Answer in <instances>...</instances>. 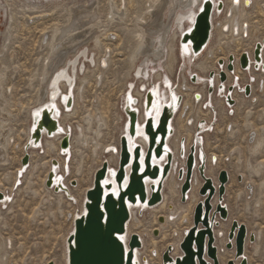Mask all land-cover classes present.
<instances>
[{"label":"rangeland","instance_id":"374dc122","mask_svg":"<svg viewBox=\"0 0 264 264\" xmlns=\"http://www.w3.org/2000/svg\"><path fill=\"white\" fill-rule=\"evenodd\" d=\"M53 1L57 4H69L72 0ZM78 1L83 5L82 3L85 0ZM221 1H223L225 7L224 11L214 17V24L219 25V27L213 33L209 50L206 53H204V50L192 62L188 58H185V63L181 59H177L174 65L170 64L168 60L165 61L168 75L174 83L172 87L174 89L178 87L181 101L183 99L186 103L189 102L193 108V111L190 112L194 116L193 125L187 128L183 122L175 121L174 128H177V136L180 135L179 139L184 140V143L190 146L191 142L193 144V135L197 125L201 121L205 122V130L199 134V137L202 141L203 153L205 157H209L206 175L208 176V169L211 168V172L215 173V176L221 170L227 171L230 176L223 197V205H226L227 209V219L225 221L219 220V223L224 222L223 231H225V236L226 233L228 234L233 221L246 226L249 236L254 237V241L250 242L248 240L245 247L247 264H264V74L255 73L257 71L253 69L246 74H239L237 66L238 76L235 72L231 75L230 83L226 82L225 84V90L226 87L232 86L233 91L241 95L238 89H243L246 85H249L252 86V92L249 97H244L243 94L242 96L235 94L238 103L236 102V105L234 103V106L230 108L224 103L226 91H224L225 93L219 92L216 86L218 83L215 84L216 87L214 86L210 96L207 93L208 85L205 83L206 89L203 86V82L207 80L208 75L213 71V73L217 72L218 68L216 61L213 60L214 56H218L217 60H222L224 55H227L230 51L233 57H238L244 51L250 53L253 46L264 39V0H253V4L249 9L245 8L246 12L243 14V20L245 21L244 24L248 26V35L246 38L241 37L242 41L238 42L237 46V43L232 42L228 36L224 37L222 35L223 28H220V23L225 19L228 20L226 13L229 11V4L233 0L229 2H226V0ZM99 3H101V10H105L106 0H99ZM134 7L137 6H133L130 11H134ZM52 8L44 7V9L38 11L37 14L43 15L44 19L39 20L35 27H27L24 23L26 14L22 12L23 9L19 8L17 10L14 7L15 16H13V23L11 24L9 41H7L6 48L0 55V76L3 78L0 77V95L4 97L0 119H7L3 124V131L1 129L2 133L0 135V194L6 193V195H9L12 192L6 205L0 206V263L3 264H49V260H52L51 263L53 264H62L63 241L70 229L71 221L69 220H71L73 214L79 212L81 194L89 188L93 172L101 165L100 163L103 160L101 148L111 144L117 145L121 126L119 116L123 114V100L125 99L123 93L126 86L133 84L134 89L140 86L136 79L130 77L131 70H129L127 64V50L132 43L128 31L126 28L114 29L109 26L108 22L103 20L111 33L117 31L118 38H120L117 39L113 36L112 39L107 41L101 40L95 59L98 60L101 57L103 48L111 47L113 53L111 64L97 84L94 85L96 71L92 72V66L91 69H89L90 66L85 67L88 65L85 59L79 60V75L82 76L85 72L86 76L81 86L82 97L76 106L74 115L69 118L68 122L73 133L75 128H81L88 139V144L85 147L79 146L77 148L78 152L73 154L72 157H65L63 162V166L67 170L65 181H68V183L71 181L72 173L76 168L80 167L81 169L76 176V178H80L79 184L77 183L76 188H71L75 200L73 198L69 199L71 203L67 199L61 198L59 200V198L51 196V202H49L48 198L50 196L45 191L42 182L49 171L51 161L57 160L54 158L57 155L55 152L46 155L37 151L41 156L33 155L29 162V164L32 163V168L28 169L23 175H19L17 171L20 168V160L25 153L21 149L26 143L27 125L29 123L27 115L29 109L35 105L39 89L38 76L41 70V62L46 54L47 47L41 42L43 41L41 33L44 30L50 31L63 25L68 18L67 9ZM133 8L134 10H132ZM4 10L0 11V33L5 32L8 26L9 12L7 9ZM133 17L131 14L130 19H133ZM168 18L169 15L167 14L166 20ZM130 24L131 22L127 23V25ZM1 39L0 37V49ZM231 54L226 57L228 58ZM227 58H225V62H227ZM82 63L85 65L83 69ZM201 64L205 66L204 72L196 69V66ZM191 74L202 79V82L191 83L189 77ZM185 77L188 83L184 81ZM250 77H253L255 81L248 82ZM216 80L218 81L217 77ZM183 83L186 86L185 88H182ZM260 83L263 85H260ZM187 87L193 89V94L186 89ZM194 92L203 96V106L194 104ZM221 105L223 108L220 107ZM179 116L181 117L180 114ZM88 117L92 121L89 126L85 121ZM97 117L101 118L104 126L101 128L100 137L96 141L99 147L96 152H93V136L97 129L95 128ZM229 125L234 131L232 136L227 135ZM250 131L253 132L255 137L263 140V146L255 156L251 155L248 150ZM59 157L62 158L60 155ZM108 157L110 156H106V158ZM210 159L214 161V164L217 160L218 162L213 166L210 164ZM56 162L58 163V160ZM236 162L239 163L238 168ZM179 163L182 165L180 161ZM257 163L261 164V170L256 177L246 167L248 164L254 166ZM63 166L60 170L61 174L64 173ZM58 167L60 166L58 165ZM238 174L243 176L241 177L242 182L238 181ZM174 180H178L177 172ZM251 182L253 193H251V199H247L249 191H247L246 183ZM164 191L169 201L171 200L174 204H181L179 202V190L177 195V190L173 185L169 184ZM199 200L201 199L199 198ZM154 216L148 210L139 215L137 214V218L141 221L138 223L140 226L137 229L138 224L133 223L130 225V231L136 233L146 230L149 236L153 238V231H149L153 226ZM158 219L159 217H157L155 224H160ZM184 228L185 226L180 227L176 223L165 230L164 235L166 237L163 239L164 241L158 238L159 236L154 237L158 238L156 240L157 249L153 251L154 256L152 252H147L151 261L155 262L157 256L155 254L159 253L161 264V256L167 245L178 241ZM222 249L227 251L225 248Z\"/></svg>","mask_w":264,"mask_h":264},{"label":"bare ground","instance_id":"6f19581e","mask_svg":"<svg viewBox=\"0 0 264 264\" xmlns=\"http://www.w3.org/2000/svg\"><path fill=\"white\" fill-rule=\"evenodd\" d=\"M202 1L203 0H118V1L106 0V4L104 5L105 10L102 11L101 3H99V0H85L82 3L83 5H81L78 0H72L69 4H57V2H54V1H43L42 2L38 0L36 1L0 0V3H1L0 11L4 9H5L4 11H6L7 9L9 12L8 22H7L8 26L6 28V31L0 33V37L2 38L0 55L5 50L6 48L5 45L7 41H9L11 24L13 23V16H15V12L13 10L14 7L17 10L19 8L23 9L22 12L26 14L24 23L27 27L29 26L35 27V24L39 20L44 19L43 15L37 14L39 13L38 11H40L41 9H44V7H53L52 9L63 8V9L68 10V18L63 25L55 27L51 29L50 31L44 30L43 33H41L42 38H43V41L41 42H43L44 45L47 47L46 54L43 57V60L41 62V70L38 76L39 89L37 93V98L35 99V105L31 107V109H29L28 115H27V119L29 123L27 125V134H26V141H25L26 143L23 145L21 150L24 152V147L27 143L30 146H32V142L30 138H31V133L33 132L35 128L34 126L35 124L33 123L36 121V119L39 120L40 118V115L37 117L35 113L38 111L41 113L42 110L46 109L50 113L49 115L51 116V119H53L57 123L58 131L52 134L50 137L46 136L45 132L42 131L41 140L38 143V145L35 147L32 146L26 151V153L28 154V158H29L28 161L30 162L33 155L41 156L37 151L42 152L46 155H49L55 152V154L57 155L54 158L55 160L56 159L58 160L59 164L56 162L57 160L55 162L60 167L53 169L50 163V168H49L47 175L51 172H54L55 177L59 176L60 179L62 180V185L65 188H67L68 192L66 194L69 195L71 198L74 197L73 190H71V188H76L77 183L79 184L80 178H76V176L80 173L81 169L80 167L76 168V170L73 172L74 174L72 173L73 176L71 177V181L68 183V181H65V175H66L67 170H65V167L63 166V162H64L65 157L66 158L69 156L72 157L73 154L77 153L78 152L77 148L79 146L85 147L88 144L87 142L88 139L85 133L81 131V128L80 127L79 129L75 128L74 133H73L71 126L68 122L69 118H71L74 115L76 111V106L79 104V100L82 97L81 96V86L83 82L85 81V76H86L85 72H83L82 76L79 75V72H78L80 68L79 60L85 59V61L88 62L87 66H85L82 63L83 64L82 69L88 66H90L89 69H91V66L93 67L92 72H94V70L96 71V74H95L96 78L94 81V85L97 84V82L101 80V76L106 72L107 68L111 64V59H112L111 55L113 53L111 51V47H106V48H103V53L101 54V57L98 60L95 59V56L97 55V50H99L100 48L101 40L107 41L109 39H112L113 36L116 37L117 39L120 38V37L118 38L117 31L114 33H111V30L108 28V26L104 24V21L108 22L109 26H112L114 29L116 28L125 29L126 28V30L128 31V35L130 36L131 41H132L131 45L129 46L127 50L128 51L127 52V64L129 65V70H131L130 77L133 79H136L137 83H140L139 85H144V91H139V88L134 89L133 88L134 85L131 84V85L126 86V90L123 93V98L126 94L131 93V96L136 97L138 101L136 105V108L138 110L136 135L138 136V138L134 141V143L141 147V150H142L141 156L143 157L146 147H147V140L145 136L143 135V124L147 117H152L153 125L154 127H156L158 123V118L162 111L163 106L166 104H169V101H170L168 85L171 84L170 86H173L174 84L171 81L170 76L168 75L169 73L167 72V66L165 64V61L168 60L170 64L174 65L177 62V59H181L183 63H185V58H188L190 61L192 60L191 55L190 56L185 55L186 53H190L189 47L183 48L180 50L178 41H179L180 35L184 31L188 30L189 27H191L190 23L193 22V18L195 17L197 10L199 9ZM229 1L231 0H226V2H229ZM245 1H248L247 5L244 4ZM252 1L253 0H238V2L237 0L231 1L232 3L229 4V11L226 13V18L228 20L225 19L223 20L222 23H220L221 24L220 28H223L222 35L224 37L228 36V38H230L232 42L237 43L236 46L238 45V42L242 41L241 37L246 38L248 35V26L247 24H244L245 21L243 20V14L246 12L245 8L249 9V7L253 4ZM133 6H137V7L136 8L134 7L135 10L134 8L132 9L134 11H130ZM237 12H238V15L240 14L239 17L237 15ZM27 13H29V15H27ZM131 14L134 16L133 19H130ZM167 14L169 15L168 20H166ZM215 15L216 14L213 13L212 18H211V34H210V39H209L210 44L213 40V33L215 29L219 27V25L214 24L213 20H214ZM128 22H131V24L127 25ZM171 33L172 35H170ZM261 42L262 40L258 43L261 44ZM209 43L206 46L204 53H206L209 50V47H210ZM254 47L255 45L253 46V49ZM177 48H178V52H177ZM253 49L250 53L246 51L242 52V53L249 54L248 56V64H249L248 67L249 68L246 71H242L239 67V64L236 61L235 66H234V72L236 75H237V66L239 68V72H238L239 74H242V73L246 74L251 69L255 70L254 69L255 67H257V70H255L257 72L255 73L260 72L264 74V71L262 70V65H264V58H263L264 47L262 46L261 48V52H260L261 58L258 64L253 59V56H252ZM229 54H231V51L227 53V55ZM227 55H224V58L222 59L223 61H226L225 58H227L226 57ZM231 56L233 55L231 54ZM209 57H211V55H209ZM238 57L234 56L235 60H237ZM217 59H218V56L213 57V60L216 61V63L218 61ZM196 69L200 72H204L205 66L201 64V65L196 66ZM218 72H219V69H217V72H215V75H218ZM226 74L228 78L227 83H230L229 79L231 75L228 73ZM198 79L200 78L198 77ZM184 81L188 83V80L186 79V77ZM249 81L254 82L255 79L253 77H250L248 78V82ZM203 83H204L203 86L206 89L207 82L205 81ZM216 83H218L217 80L215 81V84ZM261 84L262 83H260V85ZM185 87L186 86L183 83L182 88H185ZM251 87L252 86H250V88ZM186 89L189 90V92L193 94V89L189 87H187ZM149 90L152 91L154 95L153 108L156 105H158V111L156 113L153 111V108H152L150 113L145 115L143 100H144V95L146 91H149ZM175 90H176L175 95L177 97L180 95L178 94L179 92L178 87ZM194 93H195L194 96L195 95L200 96L199 101L195 100L193 96L194 104L195 105L200 104L201 106H203V103H202L203 96L200 94L202 92L200 93L194 92ZM235 94L238 95L236 92H234L231 95V98L234 100L235 105H236V102L238 103V98L235 96ZM238 96H242V93L241 95H238ZM3 100H4V97L0 95V115L2 114ZM174 101H176V99ZM221 101L223 102L222 99ZM68 102H71V108L69 110H67ZM220 107H222V105ZM191 108L192 106L190 105V103L189 102L186 103L182 99L181 105L178 111L176 112V115L170 125V128L173 130V135L169 139H167V141L165 142V145H166V148H168L173 154V157H172L173 163L171 166V171L163 183V190L161 192V197H162L161 202L157 206L149 207V208L146 206H140L139 204H137L134 207L128 206L129 221L127 222L125 226V237H124L123 242L126 247L130 236L136 235L139 238L141 242V248L136 249L134 252L135 264H160L159 253L155 254L157 255L156 261L153 262L149 258V255L147 254V252L148 253L152 252V255L154 256L153 251L157 249L156 240L158 238H160L161 240L165 239L166 237L164 235L165 230L168 227L176 223H178L180 227L185 226V228L182 230V234H180L181 235L180 239L173 244H168L167 247L172 248V252L170 254L172 259L176 257H180L181 251L179 249V244L181 240L183 239L185 233L189 231V229L192 227L193 209L195 205L199 201H201L199 200L200 197L197 196L198 195L197 191L202 184V180L195 173L191 181V190L189 194L187 195V200H186L187 203L185 202L186 204L181 203L180 200L179 202L181 204L179 203L174 204L171 200L170 201L168 200L167 194L164 191L165 188H167L168 185L170 184V185H173V187H175V189L177 190L176 194L178 195V190L180 189V186H181L180 181L177 180L178 181L177 182L174 180V177L176 175L178 168H182L184 166V159H181L179 157V153L181 151V140L179 139L180 135L177 136V128L176 129L174 128V122L175 121L183 122L185 124V127L187 128L192 126L194 122V116L192 113H190L193 111V108L192 109ZM178 112L181 115V117L180 116L178 117L179 115ZM6 121L7 119L6 120L0 119V135L3 131V124ZM85 121L88 126L91 125L92 123L90 117H88V119ZM119 121L121 122V126L119 130L117 145L115 146L114 144H111V145L103 146L101 148V155L103 154V160L101 161L100 164L102 165L103 162H106L108 166V172L112 170L111 172L107 174L106 179H105V181H108V183H113V176H114L113 173L115 174L117 170V164H118V158H119V151H118L119 139L122 135H125L127 138L128 149H129L130 154L132 151L130 144H129L130 143L129 138L127 136V120L124 114L119 116ZM103 126H104L103 121L101 120L100 117H97L95 121V128L97 129L94 132V136H93V148H94L93 152H96V149L99 147L96 141L100 137L101 128ZM200 129L204 131L205 125H201ZM233 132L234 131H232L231 125H229L227 129V135L232 136L234 134ZM249 134L248 136H249L250 144L248 145V150L249 152H251V155L255 156L260 152L263 146V140L260 139L259 137H255L253 132L251 131ZM65 136L69 137V148L65 154L61 155L59 145H60V141ZM178 143H179V151H178ZM191 145H192V142H191ZM188 146L189 144L183 143V150L185 151V156H187V153L189 152L190 146L189 147ZM58 147H59V150H58ZM59 155L63 159L60 158ZM106 156H110V157L106 158ZM198 157H199V147L196 144L195 160L197 163L199 162ZM179 161L182 163V165H180ZM164 162H165V156H163L161 160L159 161L152 160L151 164L157 165L159 167V170L161 171ZM208 162H209V157L206 156V172H207ZM216 162H218V160ZM20 163H21V160H20ZM210 164L213 166L215 165L214 161L211 159H210ZM101 165L98 168H100ZM62 166H63V172H64L63 174L60 173ZM236 167L237 168L239 167L238 162H236ZM31 168H32V163L30 164L28 163V166L25 169H23L20 164V168L18 169L17 173L23 175L27 172L28 169H31ZM246 168L250 169L253 175L257 177L258 174H260L261 164L257 163L254 166L248 164ZM96 170L93 172V176ZM140 170L141 171L143 170V165H141V159H140ZM237 170L239 171V169ZM221 171H225V170H221ZM206 172H205V175H206ZM225 172L228 173L227 171ZM47 175L45 176V179H43V182H42L44 187H45V181L47 179ZM215 175H216L215 173L211 172V168L210 170L208 169L209 177L207 175L206 176L210 178L213 181L214 185L216 186L217 176ZM227 175L230 180L229 173ZM93 176H92L91 184L89 188L86 189L81 194L80 202H79V212L76 214H73L72 218L69 216L71 218V220H69L71 221V223H70L69 232L63 241L64 248H63V253L61 257L62 264H68L66 239L73 231V221L75 217L81 216L82 214L85 213L84 206H83L84 199H85L84 195L86 191H88L92 187ZM238 176H239L238 181L242 182L241 177L243 176L241 174H238ZM197 180H199L198 182L200 184L197 182ZM105 181H104V184H105ZM71 182H74L75 186H70ZM157 184H158L157 181L152 183V185L155 188L157 187ZM246 184H247L246 188H248L247 191H249L248 192L249 195H247V199H251V193H253V185H251L252 182L246 183ZM149 186H150V183L146 181L145 187H146L148 196H149ZM44 189L47 192V194L50 196L48 198L49 202H51V196L57 197L59 198V200L61 198L67 199V196L65 195L63 191H59L56 193L53 191V189H48L46 187ZM112 191H115L114 184H113ZM11 194L12 192H10L9 195H6V193L1 194L3 196V200L0 201V206L6 205V203L10 200ZM67 200L71 202V200L69 199ZM73 200H75V198H73ZM215 202L216 200L214 199L212 202L213 207L215 205ZM147 210L150 211V213H153L155 215L153 226L151 227L149 232L157 231L159 237L158 236H154V237H158V238H154V237L151 238L149 236L148 231L146 230L139 231L136 233H132L130 231V225L133 223L138 224L140 221L137 218V214L139 215L140 213H143L145 211L147 212ZM157 217L162 218L164 222L160 224H155ZM223 223L224 222L219 223V227H220L219 230H218L219 227H216L214 229L215 244L217 247L218 260L220 264H226L228 261L232 260L234 256L233 251H229L225 248V244L227 242V238H226L227 233L225 236V231H223ZM139 226L140 224L137 225V229L139 228ZM159 232H160V235H159ZM248 238H249V234L247 230V238L245 241L244 254H243L244 258H245V247L249 240ZM222 248H225L227 251L223 250ZM51 261L52 260H49L50 263ZM0 264H3V263H0ZM161 264H162V260H161ZM235 264H238V263L236 262Z\"/></svg>","mask_w":264,"mask_h":264},{"label":"water","instance_id":"95a60500","mask_svg":"<svg viewBox=\"0 0 264 264\" xmlns=\"http://www.w3.org/2000/svg\"><path fill=\"white\" fill-rule=\"evenodd\" d=\"M215 2V4H214ZM248 1L244 4L247 5ZM224 8L221 0H203L191 27L184 31L178 41L180 50L189 47L191 62L199 56L209 43L211 34V18L213 13L219 15ZM203 9V10H201ZM264 47V39L261 44H255L252 52L253 59L258 64L261 58V48ZM248 53H241L237 60L233 56H228L227 62L223 60L217 61L219 69L218 75L210 73L206 80L208 85V96L211 95L215 86L216 77L218 79V91H225L227 82V73H234V66L237 61L242 71H246L249 67ZM226 70V72L224 71ZM257 70V67L254 68ZM264 71V65H262ZM191 83L202 82V79L194 74L189 75ZM131 85V84H129ZM169 84V104L163 106L158 118L156 127L153 125L152 117H147L143 124V135L147 140V147L143 156V170H140L141 147L136 145L134 141L138 138L137 117L138 110L136 108L137 99L132 97L131 93L125 95L123 114L127 120V136L132 149L131 154L128 149V141L125 135L119 139V158L117 170L113 176V183L104 184L108 172L106 162H103L93 176L92 187L86 191L84 197V211L87 215L75 217L73 221V231L66 239L67 260L68 264H135L134 252L141 248V242L136 235L129 237L127 246L119 239L120 236L125 237V226L129 221L128 206L154 207L161 200V192L163 183L168 177L173 163V154L166 148L165 142L173 135L170 125L181 105V97L175 95L174 87ZM134 87V86H133ZM233 87H226V95L224 103L230 108L234 106V100L231 98ZM139 91H144V85L139 86ZM245 97L251 94V88L246 85L243 89H238ZM131 97V101L129 100ZM175 97V99H173ZM195 100L199 101L200 96L195 95ZM144 113H150L154 105V95L152 91H146L144 95ZM71 108V102L67 103V110ZM212 109V108H211ZM51 111V110H50ZM157 113L158 105L153 108ZM50 113L45 109L40 113L39 120L33 123L35 128L31 133L32 146L35 147L41 140L42 131L46 136H51L58 131L57 123L51 119ZM201 125H205L201 121L193 135V144L189 147V152L185 156L183 150L184 140L181 141V151L179 157L184 159V166L177 171V179L181 182L179 189L180 202L185 203L187 195L191 190V181L193 176L198 174L202 180L197 194L201 198L194 209L192 215V227L187 231L179 244L181 256L174 259L171 258V247H167L161 256L162 264H220L218 260V251L215 244L214 229L219 226V220L227 219V209L223 205V197L225 194V186L229 181L225 171L217 174V185L205 175L206 157L201 148L202 133ZM209 130V128H208ZM196 144L199 147V162L195 160ZM28 143L24 147L25 154L21 159V166L25 169L28 166L29 158L26 151L31 148ZM61 155L65 154L69 148V137L65 136L60 141ZM107 150V149H106ZM165 156L161 171L157 165H152V160L159 161ZM52 168H57L58 164L51 161ZM128 172V173H127ZM21 175V174H19ZM150 183L149 196L145 187V182ZM158 182L155 188L152 183ZM104 184V185H103ZM113 184L115 191L119 195H113ZM70 186H75L74 182ZM45 187L53 189L54 192L63 191L67 199H71L66 193L67 188L62 185L60 177H55L54 172L47 175ZM216 200L213 207L212 202ZM3 196L0 194V201ZM159 223H163L162 218L158 219ZM153 236H158V232L154 231ZM247 238V229L243 224L233 221L229 227L227 234V242L225 248L233 251V259L226 264H247L243 257L244 245ZM249 241L253 242L254 237L249 236ZM124 240V239H123ZM51 264V263H49Z\"/></svg>","mask_w":264,"mask_h":264},{"label":"snow or ice","instance_id":"6c2138e0","mask_svg":"<svg viewBox=\"0 0 264 264\" xmlns=\"http://www.w3.org/2000/svg\"><path fill=\"white\" fill-rule=\"evenodd\" d=\"M237 2H238V0H237ZM201 10H203V9H201ZM173 99H175V97H173ZM129 100L131 101V97H129ZM35 115L38 117V116L40 115V112H39V111L36 112ZM145 138H146V137H145ZM141 165H143V157H142V156H141ZM113 175H114V173H113ZM107 183H108V181H105V184H107ZM113 195H117V196H118L119 193L116 192V191H113ZM85 215H87V212L85 213ZM119 239H120L121 241H123L124 237H123V236H120Z\"/></svg>","mask_w":264,"mask_h":264},{"label":"flooded vegetation","instance_id":"af4514ba","mask_svg":"<svg viewBox=\"0 0 264 264\" xmlns=\"http://www.w3.org/2000/svg\"><path fill=\"white\" fill-rule=\"evenodd\" d=\"M32 1H36V0H32ZM39 1H53V0H39ZM177 52H178V48H177ZM178 66V64H177Z\"/></svg>","mask_w":264,"mask_h":264}]
</instances>
